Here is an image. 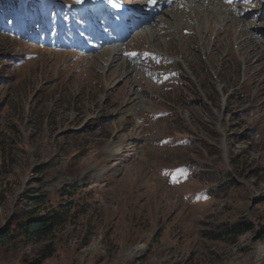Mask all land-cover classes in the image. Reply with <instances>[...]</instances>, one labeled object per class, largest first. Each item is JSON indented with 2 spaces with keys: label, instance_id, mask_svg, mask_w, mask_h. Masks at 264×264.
<instances>
[{
  "label": "rangeland",
  "instance_id": "obj_1",
  "mask_svg": "<svg viewBox=\"0 0 264 264\" xmlns=\"http://www.w3.org/2000/svg\"><path fill=\"white\" fill-rule=\"evenodd\" d=\"M66 1L0 9V235L73 203L0 264H264V0H162L118 60Z\"/></svg>",
  "mask_w": 264,
  "mask_h": 264
},
{
  "label": "trees",
  "instance_id": "obj_2",
  "mask_svg": "<svg viewBox=\"0 0 264 264\" xmlns=\"http://www.w3.org/2000/svg\"><path fill=\"white\" fill-rule=\"evenodd\" d=\"M17 2L18 0H0V9L3 11L9 10L10 6ZM37 182L38 189L30 191L26 195L28 200L26 205L30 206V209L21 210V213L11 222L12 226L10 225L0 235V242H5L11 235L16 234L25 241L46 240L52 236L57 228L63 225L65 218L73 207L72 201L67 200L60 203L58 208L50 207L49 205L45 208L44 205L48 202V199L47 193L44 190L43 178H38ZM73 193L74 191H71L69 194L71 195ZM39 209L40 211L42 209V211H38ZM47 254L50 255L51 252L49 251ZM34 264L39 263L36 261Z\"/></svg>",
  "mask_w": 264,
  "mask_h": 264
},
{
  "label": "bare ground",
  "instance_id": "obj_3",
  "mask_svg": "<svg viewBox=\"0 0 264 264\" xmlns=\"http://www.w3.org/2000/svg\"><path fill=\"white\" fill-rule=\"evenodd\" d=\"M98 1H102L101 3H104V2H110V3H117L118 2V0H77V3H80V4H82L84 7H89V5L90 4H92V3H97ZM184 0H181V2H183ZM189 1H190V4H192L193 5V3H195L197 0H185V4L187 5V3H189ZM191 1H192V3H191ZM211 0H205V2L203 1V0H200V2H203L204 3V5H207V3H209V4H211V3H215V1L213 2V1H211ZM157 2H159V1H157ZM146 3H148V8H152L153 6V2H152V0H145V1H142V2H134V1H131L130 3H129V5H126L125 3H121L122 4V7L121 8H123V7H125L126 6V8L128 7V8H132V9H134L133 11H138V10H140L143 6H144V4H146ZM162 3V2H161ZM165 2L163 1V4H164ZM199 3V2H198ZM218 2H216V4H217ZM201 5V4H200ZM213 5V4H212ZM191 6V5H190ZM227 8V7H226ZM191 9H192V7H191ZM219 10V9H218ZM226 10V9H225ZM195 11V10H194ZM151 12H154V11H152L151 10ZM191 12H192V10H191ZM130 13H128V11H126L125 13H124V15L122 16V18L125 20V22L123 23V22H121V24H119L120 26H119V28L120 29H122V30H124L125 31V27H124V25L126 26V24H127V21H129V18H130V15H129ZM213 14H214V12H213ZM215 15V14H214ZM213 15V16H214ZM129 16V17H128ZM132 16H135V15H132ZM229 16H230V14H229ZM215 17V16H214ZM229 18V17H228ZM133 19H130V21H132ZM182 20V19H181ZM232 20V19H231ZM225 25V24H224ZM255 26V25H254ZM253 26V27H254ZM128 28L130 27V26H127ZM257 27V26H256ZM242 30V29H241ZM130 31H131V29H129L127 32H126V36L130 33ZM224 31H226V30H224ZM259 32L261 33V34H264V32H263V30H259ZM243 33H244V35H243V37L244 38H246L247 37V39H245V40H250V39H253L254 40V38H255V40H257V39H259L258 37H257V34H255V33H252V32H244L243 31ZM249 34V35H248ZM241 35V34H240ZM242 38V37H241ZM119 43H117V44H114V43H112L110 46H114L112 49H106V50H103V51H105V52H108L109 53V55L110 56H112V57H114L116 60H118V59H121V58H118L120 55H122V52H121V46H119L118 45ZM109 46V47H110ZM100 48H107V47H97L96 49H100ZM101 52H102V50H100ZM125 65V64H124ZM131 66L133 65V66H135V64L134 63H132V64H130ZM108 67H110V64H109V66ZM126 70H124V73L126 74V76H128L132 71H133V69H131V68H125ZM113 71V70H112ZM124 75V74H123ZM118 149V148H117Z\"/></svg>",
  "mask_w": 264,
  "mask_h": 264
}]
</instances>
